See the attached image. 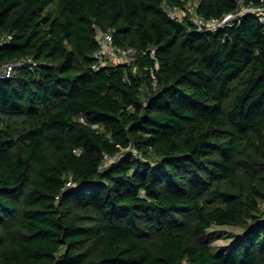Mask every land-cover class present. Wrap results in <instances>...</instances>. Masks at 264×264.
<instances>
[{
	"label": "trees",
	"instance_id": "1",
	"mask_svg": "<svg viewBox=\"0 0 264 264\" xmlns=\"http://www.w3.org/2000/svg\"><path fill=\"white\" fill-rule=\"evenodd\" d=\"M237 1L199 0L195 13L220 19ZM164 3L185 8L0 0V65L36 62L0 76L3 264H264V189L218 186L264 175V27L245 14L199 28ZM95 26L135 59L93 70ZM16 116L28 120L19 133L4 124ZM223 225L243 234L213 253L209 232Z\"/></svg>",
	"mask_w": 264,
	"mask_h": 264
},
{
	"label": "rangeland",
	"instance_id": "2",
	"mask_svg": "<svg viewBox=\"0 0 264 264\" xmlns=\"http://www.w3.org/2000/svg\"><path fill=\"white\" fill-rule=\"evenodd\" d=\"M199 0H185V10L184 13L189 17L192 21H198L197 14L195 13V9ZM200 23V22H199ZM70 48L69 45H67ZM136 57L135 51H132L128 57H123L119 53H115L114 58L104 59L103 63L106 65H115L117 63H126L131 62ZM130 59H132L130 61ZM140 75V73L138 74ZM150 91L149 86L144 85L142 88V97H146ZM5 125L10 126L16 133L22 132L28 126V120L24 116H16V117H6L4 121ZM135 153V151H131ZM140 157L141 154H138ZM256 181L251 180L252 173H240L236 179L232 182H223L218 186L222 189H228L232 192H247L251 190L252 187H258L261 190L264 189V175L262 173L256 174ZM258 204L260 208V212H264V199H258ZM203 205L206 209H210L213 206H217L218 202L216 201H204ZM19 214H14L11 221L18 222ZM89 224V223H88ZM209 240H210V249L213 253L225 252L230 246L233 244L235 239L243 234V229L234 225H223V226H214L209 232ZM83 250L88 251L90 256L94 259H97L99 256L100 248L98 246L92 245L90 242H86ZM0 264H3L0 259Z\"/></svg>",
	"mask_w": 264,
	"mask_h": 264
},
{
	"label": "built area",
	"instance_id": "3",
	"mask_svg": "<svg viewBox=\"0 0 264 264\" xmlns=\"http://www.w3.org/2000/svg\"><path fill=\"white\" fill-rule=\"evenodd\" d=\"M164 9L166 10L168 16L171 19L182 21L185 17H187L184 13L185 8H180L178 6H169L166 3L163 4ZM245 14L254 15L258 22L264 27V0H261L259 4H254L252 2H244L242 0L237 1V7L234 11L230 13L224 14L220 19H213L210 21H203L198 15L197 20L193 21L196 23L199 28L205 26L210 30H214L217 27H222L228 24H231L238 20L239 17ZM200 22V23H199ZM96 29V40L99 45L97 51H95L92 56L95 59V62L92 65L93 70H97L100 66L106 65L103 63L104 59L109 58L112 59L115 56V53H119L123 57H128V55L134 51L132 48H120L113 44V28L108 27L106 29H102L98 26H95ZM8 38L4 37L0 39V44L7 41ZM132 59H130L131 61ZM133 61V60H132ZM130 63V62H126ZM25 64H33L36 65V62L32 57H23L13 61H8L0 65V76L2 77H12L18 70L19 67ZM81 122H85L83 118H80ZM87 123V122H86ZM90 127L95 128L94 124L88 123ZM75 153L79 152V149L74 150ZM114 158H109L105 156V162L110 160H114ZM71 182L67 183L69 186Z\"/></svg>",
	"mask_w": 264,
	"mask_h": 264
}]
</instances>
